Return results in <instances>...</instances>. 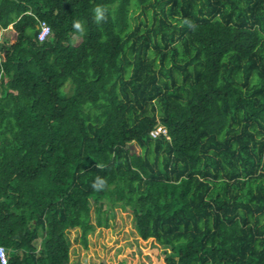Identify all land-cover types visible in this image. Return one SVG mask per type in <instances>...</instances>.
<instances>
[{
	"label": "trees",
	"instance_id": "1",
	"mask_svg": "<svg viewBox=\"0 0 264 264\" xmlns=\"http://www.w3.org/2000/svg\"><path fill=\"white\" fill-rule=\"evenodd\" d=\"M116 207L163 264H264V0H0L6 264Z\"/></svg>",
	"mask_w": 264,
	"mask_h": 264
},
{
	"label": "rangeland",
	"instance_id": "2",
	"mask_svg": "<svg viewBox=\"0 0 264 264\" xmlns=\"http://www.w3.org/2000/svg\"><path fill=\"white\" fill-rule=\"evenodd\" d=\"M3 36V35H2ZM77 44L79 37L74 36ZM136 151L139 148L134 146ZM92 218L94 215L91 210ZM69 264H163L164 253L154 240L142 239L133 225L130 210L116 207L108 227H96L87 236V245L79 241L75 228L67 232Z\"/></svg>",
	"mask_w": 264,
	"mask_h": 264
},
{
	"label": "built area",
	"instance_id": "3",
	"mask_svg": "<svg viewBox=\"0 0 264 264\" xmlns=\"http://www.w3.org/2000/svg\"><path fill=\"white\" fill-rule=\"evenodd\" d=\"M49 26L46 24L45 21L39 22V32L37 33V38L39 40L45 39V37L49 34ZM159 134H166V129L162 125H157L150 131V135L155 137ZM7 261V254L5 248L0 245V264H6Z\"/></svg>",
	"mask_w": 264,
	"mask_h": 264
},
{
	"label": "clouds",
	"instance_id": "4",
	"mask_svg": "<svg viewBox=\"0 0 264 264\" xmlns=\"http://www.w3.org/2000/svg\"><path fill=\"white\" fill-rule=\"evenodd\" d=\"M97 11H99V10H97ZM100 18H101V17L98 15V16H97V19L99 20ZM75 27L79 29V28L81 27V25H80L79 23H77V24L75 25ZM101 185H102V182H100V183H98V184H94V187L99 188Z\"/></svg>",
	"mask_w": 264,
	"mask_h": 264
}]
</instances>
